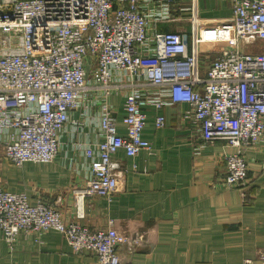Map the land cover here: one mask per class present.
Wrapping results in <instances>:
<instances>
[{
    "label": "built area",
    "instance_id": "1",
    "mask_svg": "<svg viewBox=\"0 0 264 264\" xmlns=\"http://www.w3.org/2000/svg\"><path fill=\"white\" fill-rule=\"evenodd\" d=\"M216 1L229 4L231 18L200 25L198 0H0L4 159L15 168L52 162L67 127L73 137L86 127L95 132V141L81 144L89 178L73 190L74 221L0 185V236L10 249L19 234L42 243L55 230L75 254L123 264L118 247L142 235L127 238L112 221L91 230L78 220L88 197L117 191L118 150L129 157L151 152L142 137L149 107L183 105V124L204 144L222 140L235 149L221 155L223 187L246 185V151L264 141V53L245 47L264 40V0ZM112 97L122 99L124 134ZM154 125L164 127L165 116L157 114Z\"/></svg>",
    "mask_w": 264,
    "mask_h": 264
},
{
    "label": "crops",
    "instance_id": "2",
    "mask_svg": "<svg viewBox=\"0 0 264 264\" xmlns=\"http://www.w3.org/2000/svg\"><path fill=\"white\" fill-rule=\"evenodd\" d=\"M199 24L214 25L231 18L227 2L198 0ZM174 30V24L167 25ZM247 53H264V40L245 47ZM118 132L124 114L122 99L112 97ZM183 105L146 109L142 137L151 152L142 150L129 157L120 149L112 157L117 191L110 198L88 197L78 222L91 230L113 227L127 238L142 239L120 245L123 264H264V141L246 151L247 183L226 189L222 184L221 155L235 151L222 140L204 144L182 120ZM157 114L165 126L156 128ZM78 117V113L74 114ZM59 154L52 162H27L19 168L4 157L0 185L13 193H25L30 205L53 204L63 221L75 217L73 190L89 178L81 144L95 141L88 127L72 136L62 133ZM0 149L3 148L0 144ZM12 166V167H10ZM4 168V170H3ZM38 243L35 234H19L13 249L0 236V264H97L94 255L75 254L65 237L50 230Z\"/></svg>",
    "mask_w": 264,
    "mask_h": 264
},
{
    "label": "rangeland",
    "instance_id": "3",
    "mask_svg": "<svg viewBox=\"0 0 264 264\" xmlns=\"http://www.w3.org/2000/svg\"><path fill=\"white\" fill-rule=\"evenodd\" d=\"M182 23L187 27V29L189 28V24H188V22H186V21H182ZM220 23V22H219ZM215 25V24H214ZM246 51V50H245ZM248 52V51H247ZM3 152H2V150L0 149V169L2 168V166H1V162H3ZM10 167H12V166H10ZM13 168V167H12ZM3 170H4V168H3ZM1 171V170H0Z\"/></svg>",
    "mask_w": 264,
    "mask_h": 264
}]
</instances>
